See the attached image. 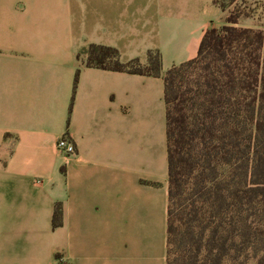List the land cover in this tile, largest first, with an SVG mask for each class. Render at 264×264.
<instances>
[{
    "label": "crops",
    "instance_id": "0c3cea01",
    "mask_svg": "<svg viewBox=\"0 0 264 264\" xmlns=\"http://www.w3.org/2000/svg\"><path fill=\"white\" fill-rule=\"evenodd\" d=\"M222 15L214 0H0V264H166L163 74ZM90 45L158 51L162 73L88 66ZM65 132L75 155L56 148Z\"/></svg>",
    "mask_w": 264,
    "mask_h": 264
},
{
    "label": "trees",
    "instance_id": "16d2710c",
    "mask_svg": "<svg viewBox=\"0 0 264 264\" xmlns=\"http://www.w3.org/2000/svg\"><path fill=\"white\" fill-rule=\"evenodd\" d=\"M239 17L207 28L196 56L163 74L166 264H264V31L238 26ZM87 55L88 66L162 73L158 51L146 64L106 46ZM62 216L57 202L53 229Z\"/></svg>",
    "mask_w": 264,
    "mask_h": 264
},
{
    "label": "rangeland",
    "instance_id": "374dc122",
    "mask_svg": "<svg viewBox=\"0 0 264 264\" xmlns=\"http://www.w3.org/2000/svg\"><path fill=\"white\" fill-rule=\"evenodd\" d=\"M218 6H223L224 11L221 17L222 21L232 12L240 13L238 26L247 27L254 25L255 28L264 31V0H217ZM205 16L213 15L211 10L203 12ZM88 49V48H87ZM87 49L79 52V57L85 63L87 62Z\"/></svg>",
    "mask_w": 264,
    "mask_h": 264
},
{
    "label": "built area",
    "instance_id": "2783aa9c",
    "mask_svg": "<svg viewBox=\"0 0 264 264\" xmlns=\"http://www.w3.org/2000/svg\"><path fill=\"white\" fill-rule=\"evenodd\" d=\"M56 148L64 156L76 154V146L68 132H65L56 142Z\"/></svg>",
    "mask_w": 264,
    "mask_h": 264
}]
</instances>
